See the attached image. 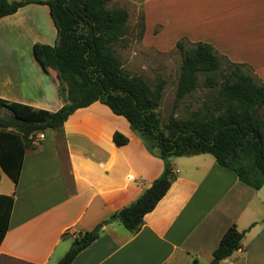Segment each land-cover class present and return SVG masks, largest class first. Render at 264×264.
I'll return each mask as SVG.
<instances>
[{
	"label": "crops",
	"instance_id": "0c3cea01",
	"mask_svg": "<svg viewBox=\"0 0 264 264\" xmlns=\"http://www.w3.org/2000/svg\"><path fill=\"white\" fill-rule=\"evenodd\" d=\"M195 1L200 32L181 35L252 66L264 83V0ZM144 12L147 26L150 8ZM56 39L45 3L0 18V98L49 111L64 105L56 71L45 70L33 53L35 43ZM114 132L128 142L117 146ZM41 133L24 153L16 185L0 166V194L14 195L0 264H59L79 232L102 222L98 237L70 264H209L232 224L244 231L242 245L223 264H264V183L259 189L243 183L209 153L172 157L169 189L131 232L111 216L143 193L164 161L128 120L94 101L74 110L60 129Z\"/></svg>",
	"mask_w": 264,
	"mask_h": 264
},
{
	"label": "trees",
	"instance_id": "16d2710c",
	"mask_svg": "<svg viewBox=\"0 0 264 264\" xmlns=\"http://www.w3.org/2000/svg\"><path fill=\"white\" fill-rule=\"evenodd\" d=\"M29 3L47 4L57 29L55 44L35 43L33 53L45 70L56 71L65 103L57 111H49L0 98V107L11 112L0 118V166L15 185L24 153L34 147L38 133L46 128L60 129L74 110L100 101L124 116L146 148L164 161L163 172L143 193L111 216L127 230L137 232L144 215L169 189L174 175L172 157L209 153L243 183L255 189L262 186L264 111H260L264 108V83L254 78L247 64L220 56L207 42L197 41L186 48L185 40L177 41L182 61L175 103L199 87L201 76L204 87L219 84V88L213 101L185 118L171 113L162 126L157 108L165 79L157 76L151 86L141 75L123 76L121 60L115 53L114 45L126 33V9L109 8L106 0H0V18ZM113 141L121 146L128 138L114 132ZM13 202V194H0V243L8 229ZM98 235L94 230L79 232L59 264H70ZM243 236L244 231L234 224L229 226L209 264L223 261L240 248Z\"/></svg>",
	"mask_w": 264,
	"mask_h": 264
},
{
	"label": "rangeland",
	"instance_id": "374dc122",
	"mask_svg": "<svg viewBox=\"0 0 264 264\" xmlns=\"http://www.w3.org/2000/svg\"><path fill=\"white\" fill-rule=\"evenodd\" d=\"M106 3L109 8H124L128 12L126 33L114 45L115 53L121 60L122 75L125 77L141 75L151 86L155 85L157 76L166 81L163 96L157 108L162 126L167 122L171 113L178 118H185L202 107L204 103L214 100L219 84L214 88L204 87L201 76L199 87L175 103L176 86L182 61V54L176 47V42L185 40L186 48L197 42L181 34L186 31L192 34L200 32V29L194 26L195 15L200 18L198 2L194 0H147L145 4L144 0H106ZM147 7L150 8L151 18L148 19L146 26L144 10ZM155 17L162 22H151V19ZM162 26L163 29L166 27L165 31H162ZM225 62L224 59L223 66ZM247 67L254 78L261 82L253 67L248 64ZM263 111L264 108L260 112ZM5 112L8 110L0 108V114L4 115ZM130 129L143 143L140 135L131 126Z\"/></svg>",
	"mask_w": 264,
	"mask_h": 264
},
{
	"label": "water",
	"instance_id": "95a60500",
	"mask_svg": "<svg viewBox=\"0 0 264 264\" xmlns=\"http://www.w3.org/2000/svg\"><path fill=\"white\" fill-rule=\"evenodd\" d=\"M111 220L110 219H107L105 220L106 223H109ZM103 222L102 223H99L95 228H94V231H99L101 229V227L103 226Z\"/></svg>",
	"mask_w": 264,
	"mask_h": 264
},
{
	"label": "built area",
	"instance_id": "2783aa9c",
	"mask_svg": "<svg viewBox=\"0 0 264 264\" xmlns=\"http://www.w3.org/2000/svg\"><path fill=\"white\" fill-rule=\"evenodd\" d=\"M38 138H43V134L42 133H39L38 134ZM217 264H223V261H219Z\"/></svg>",
	"mask_w": 264,
	"mask_h": 264
}]
</instances>
